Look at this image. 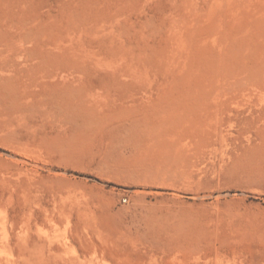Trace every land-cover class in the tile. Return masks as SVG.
<instances>
[{
	"label": "rangeland",
	"instance_id": "1",
	"mask_svg": "<svg viewBox=\"0 0 264 264\" xmlns=\"http://www.w3.org/2000/svg\"><path fill=\"white\" fill-rule=\"evenodd\" d=\"M0 264H264V0H0Z\"/></svg>",
	"mask_w": 264,
	"mask_h": 264
},
{
	"label": "bare ground",
	"instance_id": "2",
	"mask_svg": "<svg viewBox=\"0 0 264 264\" xmlns=\"http://www.w3.org/2000/svg\"><path fill=\"white\" fill-rule=\"evenodd\" d=\"M77 97H79V96L75 92H69V93H65V94L64 93L63 94H54V98L59 99L61 101L62 100L63 101H71V100L76 101V100H78ZM69 103L70 102H67L64 104V109H65V112H67V113L73 112V108L70 106Z\"/></svg>",
	"mask_w": 264,
	"mask_h": 264
},
{
	"label": "built area",
	"instance_id": "3",
	"mask_svg": "<svg viewBox=\"0 0 264 264\" xmlns=\"http://www.w3.org/2000/svg\"><path fill=\"white\" fill-rule=\"evenodd\" d=\"M125 200V199H124Z\"/></svg>",
	"mask_w": 264,
	"mask_h": 264
}]
</instances>
